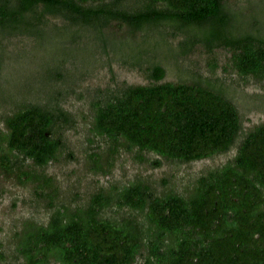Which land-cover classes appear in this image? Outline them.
Returning <instances> with one entry per match:
<instances>
[{
    "label": "trees",
    "instance_id": "16d2710c",
    "mask_svg": "<svg viewBox=\"0 0 264 264\" xmlns=\"http://www.w3.org/2000/svg\"><path fill=\"white\" fill-rule=\"evenodd\" d=\"M126 2L137 9L124 10ZM225 4L226 0H0V30L39 37L44 16L57 14L92 29L102 43L101 30L112 23L131 34L160 25L188 28L197 33L183 42V52L198 40L209 51L228 50L239 76L264 75V42L233 34ZM149 71L151 83L122 87L95 101L91 132L107 141V163L119 150H134L141 161L140 154H152L159 158L152 164L159 166L160 160L200 161L231 147L240 128L232 103L198 84L159 83V66ZM70 121L64 112L37 106L7 116L5 132L0 133V170L10 173L15 160H30L37 168L54 161L59 143L50 134L55 125L68 126ZM93 163L101 168L96 160ZM15 179L37 182L40 190L51 188V179L43 175L18 171ZM149 193L136 183L116 189L112 197L95 195L81 211L55 209L45 226H28L21 237L25 263L135 264L142 236L143 264H264V122L243 136L230 164L208 173L186 197ZM110 199L117 207L140 212L143 232L138 234L129 222L97 220V212Z\"/></svg>",
    "mask_w": 264,
    "mask_h": 264
},
{
    "label": "rangeland",
    "instance_id": "374dc122",
    "mask_svg": "<svg viewBox=\"0 0 264 264\" xmlns=\"http://www.w3.org/2000/svg\"><path fill=\"white\" fill-rule=\"evenodd\" d=\"M124 4L119 7L127 11L138 7L133 2ZM225 8L233 34L264 42V0H226ZM43 19L39 37L0 30V133L5 132L7 116L29 106L52 113L59 110L71 121L52 129L50 137L59 143L54 161L37 168L30 160H15L10 173L0 170V264H26L21 237L30 226H45L57 208L81 211L95 195L112 197L116 189L136 183L153 197H186L200 179L230 164L243 136L264 122V75L239 76L230 65L228 50L209 51L198 40L183 52V42L193 38L195 30L160 25L131 34L112 23L101 30L103 47L92 29L64 14ZM154 66L163 70L159 83L198 84L232 103L240 128L226 152L188 163L160 160L155 166L152 163L159 158L152 154H140L141 161L136 151L119 150L108 165L107 141L91 132L95 101L122 87L151 83L149 68ZM0 148L2 154L3 144ZM94 160L100 169L94 168ZM18 171L51 179V188L40 190L37 182H17ZM96 219L117 225L129 222L138 234L145 226L140 212L117 207L112 199ZM141 241L135 264H143L146 254L142 236Z\"/></svg>",
    "mask_w": 264,
    "mask_h": 264
}]
</instances>
